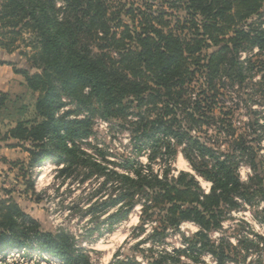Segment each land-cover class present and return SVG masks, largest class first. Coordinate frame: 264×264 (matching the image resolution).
<instances>
[{
	"label": "trees",
	"instance_id": "16d2710c",
	"mask_svg": "<svg viewBox=\"0 0 264 264\" xmlns=\"http://www.w3.org/2000/svg\"><path fill=\"white\" fill-rule=\"evenodd\" d=\"M263 9L264 0H0V38L12 44L28 34L22 39L32 50L19 54L26 69L13 72L37 94L34 117L0 131V143L29 156L26 172L22 162L9 164L24 179L36 165L56 159L95 170L103 185L117 183L114 203H124L120 221L139 204L138 228L151 224L153 231L146 263L130 264H203V253L213 259L210 264H264V235L251 228L243 233L244 221L235 245L224 237L210 240L229 213L245 207L264 230V156L255 147L263 125L254 117L234 125L237 103L258 104L264 95L244 91L242 99L234 97L238 89L231 90L249 83L263 90ZM0 44L11 52L10 45ZM63 96L81 106L97 105L106 120L126 122L134 149L148 153V166L126 160L118 172L88 157L76 144L90 135L89 118L57 116ZM8 100L0 92V109ZM146 106L153 110L142 112ZM213 130L219 137L208 136ZM175 145L192 173H169ZM160 159L166 169L157 174L151 167ZM241 166L250 170L246 182ZM197 178L210 184L208 193ZM27 185L34 194L33 183ZM0 193V264L14 252L31 257V250L59 264H92L68 234L43 232L20 209L14 189ZM185 223L197 227L192 236L180 232ZM173 233L182 247L154 251Z\"/></svg>",
	"mask_w": 264,
	"mask_h": 264
},
{
	"label": "rangeland",
	"instance_id": "374dc122",
	"mask_svg": "<svg viewBox=\"0 0 264 264\" xmlns=\"http://www.w3.org/2000/svg\"><path fill=\"white\" fill-rule=\"evenodd\" d=\"M121 1L122 3H129L131 1L138 2L139 0ZM262 14H264V9ZM261 19L264 23V19ZM27 37L28 34L22 36L23 39ZM22 38L17 37L12 44H9L8 40L0 38L1 43L10 45L9 50L11 51L8 53L0 44V63L5 64L12 70L26 69L23 56H19V54L23 52L31 53L32 51L31 48L26 47ZM31 73L33 72L31 71ZM254 76L256 77L254 80H260L259 76ZM20 79L22 81L20 88L18 83L15 82L16 80L11 82L16 91L22 92H16L17 94L6 92L9 94V100L6 102L5 107L0 109L1 134H4L17 120L34 117L33 106L37 94L31 93L24 85L21 76ZM262 83L264 84V81ZM248 85L249 87L243 89H239L238 86L231 88V90L238 89L237 93H233L234 97L239 96L242 99H247L242 95L244 91L260 96L264 95V92H257L264 91V85L263 90L258 86L252 87L251 83ZM236 100L238 101V98ZM61 101L64 106L56 113L57 116L69 112L68 120L89 118L88 129L90 135L76 144L88 157L103 165H108L109 168L118 172H123L122 164L126 160L148 166V153L145 150L137 152L134 149L135 140L126 130L127 127H130L126 122L102 118L97 105L81 106L76 101L64 96ZM237 105L234 109L235 119L237 120L234 125L240 127L248 118L254 117V119H258L260 125H263L261 129V132H263L264 100H259L258 104L247 103L245 105L237 103ZM147 109L149 111L153 110L152 106H146L142 108V112H146ZM250 111H256V113H249ZM223 134H220V136L222 139H226L227 136ZM209 135L213 138L219 137L214 130L208 132ZM262 135V140L255 147L260 145L258 153L264 156V134ZM203 136H206V134L202 132L201 137ZM1 147L9 148L4 143H0ZM175 149L176 157L174 162L171 163L169 173L172 176H176L179 172L192 173L181 153V147L175 145ZM4 155L7 159H14L13 162H22L24 164L23 170L26 172L29 163L28 154H24L22 151L18 154L17 151L12 152L11 149L0 151V190L4 188L14 189L12 196L20 209L35 219L40 224L43 232H51L54 235L58 233L68 234L73 241L74 248L86 254L92 264H114L115 261L130 264L136 260L146 263L151 255L148 249L153 246L151 244V240H153L151 224L143 226V230L138 228L142 225L140 221L141 206L139 204L132 208L124 221H120L121 209H123L122 205L124 203L121 206L114 203L120 195L117 183L103 185L105 179L98 176L95 170L88 167L69 166L67 162L59 163L56 159H49L40 165H36L31 171H28L30 174L22 179L19 169L13 168L9 164L12 161L8 162L6 159L2 161ZM164 164L165 162L160 159L152 163L151 170L154 173L161 174L166 169ZM247 168V166H243L241 169L239 167L243 182H246L247 177L250 175ZM65 169L69 171L64 174L59 173ZM197 180L204 192L208 193L210 184L201 178H197ZM27 181H31L35 186L34 194L32 190H27ZM0 194L2 195V193ZM131 200L128 199L125 203L129 205ZM124 209H127V207ZM254 219L253 211L249 207H245V210L232 211L225 218L222 231L212 232L210 240L215 242L224 237L231 245H235V237L241 226H243L241 224L243 221L248 224V227L243 226V233H248V229L251 228L254 233L264 235V230ZM196 231L197 227L192 223H185L180 227L182 235L192 236ZM181 241L180 235L173 233L161 245L155 246L153 249L157 251L180 248L183 246ZM30 252L33 253L31 257L21 252H14L8 256V259H5V264H59L52 258L46 260V257H41L37 252H32V250ZM200 259L203 264H210L213 261L207 253H203ZM183 263L194 264L193 261L187 259H184Z\"/></svg>",
	"mask_w": 264,
	"mask_h": 264
},
{
	"label": "crops",
	"instance_id": "0c3cea01",
	"mask_svg": "<svg viewBox=\"0 0 264 264\" xmlns=\"http://www.w3.org/2000/svg\"><path fill=\"white\" fill-rule=\"evenodd\" d=\"M14 80H16L15 82L18 83V87L20 88L21 85H22V81H21V79H20V76H19V75H16L10 67H8V66H6V65H0V92H4V93H6V92L9 91L10 94H17L16 92H20V93H21L22 91H16V90H15V86H13V84H12V82H11V81H14ZM19 80H20V81H19ZM4 144H5V143H4ZM5 145H6V144H5ZM3 149H8V150L11 149L12 152L17 151L18 154H19V152L21 151L20 148H4V147H1V148H0V151L2 152ZM24 154H25V153H24ZM5 159H6L8 162H10V161L13 162V160H14V159H7V158L5 157V155H4L2 161H5ZM4 163H5V162H4ZM4 163H3V164H4Z\"/></svg>",
	"mask_w": 264,
	"mask_h": 264
},
{
	"label": "built area",
	"instance_id": "2783aa9c",
	"mask_svg": "<svg viewBox=\"0 0 264 264\" xmlns=\"http://www.w3.org/2000/svg\"><path fill=\"white\" fill-rule=\"evenodd\" d=\"M243 166H241L240 167V169L242 168ZM247 170L249 171V173H250V170L247 168ZM238 172H239V175H240V170H238ZM240 179H241V176H240ZM241 181H243L242 179H241Z\"/></svg>",
	"mask_w": 264,
	"mask_h": 264
}]
</instances>
